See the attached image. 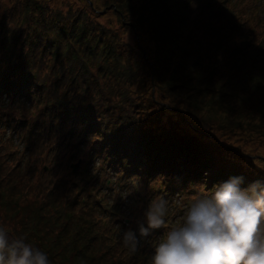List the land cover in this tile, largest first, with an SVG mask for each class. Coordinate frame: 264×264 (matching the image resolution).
Returning <instances> with one entry per match:
<instances>
[{"label": "trees", "instance_id": "obj_1", "mask_svg": "<svg viewBox=\"0 0 264 264\" xmlns=\"http://www.w3.org/2000/svg\"><path fill=\"white\" fill-rule=\"evenodd\" d=\"M11 1V6L2 4L4 13L17 11L24 19L20 25L29 30L18 33L0 21V135L9 142L20 131L18 143L27 139L29 148L43 151L49 168L42 171L54 172L51 186L57 197H71L66 219L51 234L42 229L43 215L27 216L26 207L15 210L12 202L13 230L5 229L9 239L10 233L25 238L47 254L49 264H127L105 243L116 237L126 258L145 256L131 253L122 231L110 224L111 218L113 225H125L122 193L143 184L156 186L163 199L170 193L190 194L178 205L187 213L197 197L230 176L243 175L245 186L264 180V168L247 155L253 151H242L246 129L238 125H249L239 121L238 105L249 101L243 109L252 112L261 102L250 99H264V48L251 39L236 41L234 22L227 17L230 8L213 5L215 0L145 5L83 0L82 6L41 13L36 0H18V10L17 0ZM245 1L253 13L256 2ZM102 5L108 7L105 14L109 9L116 14V25L98 19ZM187 21L199 25L197 40L195 32L183 30ZM123 29L132 33L131 40L123 37ZM214 78L224 79L222 92L209 91ZM25 102L40 108V123L29 125V117L13 114V106ZM30 131L41 142L31 139ZM257 143L264 148L262 141ZM78 158L80 166L72 172L70 164ZM19 167L11 171L19 173ZM5 182L10 185L4 189L20 183ZM108 190L116 193L110 202L117 204L114 210L103 197ZM171 228L166 219L164 228L146 237L153 250L156 238L162 242Z\"/></svg>", "mask_w": 264, "mask_h": 264}, {"label": "rangeland", "instance_id": "obj_2", "mask_svg": "<svg viewBox=\"0 0 264 264\" xmlns=\"http://www.w3.org/2000/svg\"><path fill=\"white\" fill-rule=\"evenodd\" d=\"M42 7L41 13L45 11L47 13L50 11L49 9H52L53 13L55 11H63L67 5L72 4L73 6H82L84 4L83 0H36ZM89 4L95 2H101L102 0H87ZM132 3H135L137 5H145L149 3H154V0H130ZM159 2H163V0H156ZM231 3H229L227 0H215L212 2L213 5L216 4H222L226 8H230V11L227 9V17L228 21L234 22V28H233V35L238 41V43H241L245 41L246 39H251L255 46L264 48V0H251L252 2H256V9L253 13H251L250 10L246 8V1L245 0H230ZM18 0L17 3V9L18 10ZM36 2V4H37ZM42 2V3H41ZM7 3V6H11L13 2L11 0H0V15L2 14V24L3 26L5 24H10L11 27H14L18 33L27 32L29 29H24L25 25H20L22 21H24L23 17L17 14L16 12H13L12 14L4 13L5 9L3 8L2 4ZM101 5V4H100ZM170 5V4H167ZM157 6V4H156ZM103 9L100 10V17L98 19L104 20L106 23L109 19L112 21L110 22V25H116L118 23L115 13L109 9L107 13L105 14V9H108V7H105V5H102ZM177 12V15H182V11H175ZM219 13H222L220 10ZM51 13V12H48ZM115 15H113V14ZM256 14V15H253ZM180 17V16H179ZM47 18V16L45 17ZM22 20V21H21ZM21 21V23L19 22ZM26 24H28L29 28V21H25ZM232 23V22H231ZM233 24V23H232ZM184 31H193L196 33V40L199 38L201 31L199 28V25H194L193 23L187 21L186 23L182 24ZM115 27V26H114ZM113 28V27H111ZM122 35L124 34L128 39H132V33L127 30L123 29ZM120 34V33H119ZM118 35L119 40L121 42H124L121 35ZM123 35V37H124ZM202 35V34H201ZM22 37V36H21ZM127 43V42H125ZM207 44V42H206ZM27 46V44H26ZM260 48V47H259ZM207 53L210 55L211 59L213 60V54L211 49L206 50ZM264 52V49H262ZM39 52V51H37ZM51 58H49L50 60ZM47 60V57H46ZM215 63V61L213 60ZM251 72V70H250ZM153 78V74H152ZM224 79L221 78H214L210 85L209 91L214 92H222V87L224 86L223 83ZM230 91V89H228ZM206 92V91H205ZM239 97V96H238ZM240 98V97H239ZM250 102L258 101L261 102L257 106V110L248 112L244 110L243 108H248L247 102L241 103L238 106L242 107V111L240 113L241 118H239L241 122L248 123L249 125H242L238 124L241 128L246 129V132L243 136V141L246 145L245 148L242 149V151L247 150L248 148L251 149L253 152L247 153L251 158L255 159V162L260 167L264 168V148L260 146L257 142L260 140L262 141V144L264 145V99L261 97H257L254 99H250ZM241 102L244 100L240 99ZM39 107L34 106L33 102H25V103H16L13 106V114L16 116H22V117H29V125L31 124H38L42 120V115L39 114ZM235 125V124H234ZM237 125V124H236ZM29 130V126H28ZM248 130V131H247ZM9 131V130H8ZM30 138L35 140V142H41L40 136L36 135L35 132L30 131ZM21 138V133H19L15 136L14 141H6L4 139V135H0V225L3 226V229L6 230H13V228L10 227V218L13 216V212L9 209V205L12 206V202L16 204L15 210L21 209L22 207H26L25 210H28L27 216L38 214L43 215L41 216L42 222L45 221L44 224H42V229L46 230L47 232L56 233L59 224L63 223V221L67 217V204L69 201V197H71V194L66 196L67 199L59 200V198L63 197H57V191H55L51 184H52V176L54 175V172H45L48 170L49 165L48 163L44 162L47 161L45 158H43V151L35 152L33 149L29 148L27 146V139L24 142L18 143L19 139ZM45 143V141H43ZM47 147V145H45ZM20 163V171L18 173H15L13 170L11 171V167L14 168L17 164ZM80 166V165H79ZM42 167L45 171H42ZM5 180L8 181H19L20 183L13 189H4L2 187L6 185H10L5 182ZM28 184V185H27ZM26 185V186H25ZM34 185V186H33ZM33 186V187H32ZM156 187V186H155ZM152 187H145V185H138L136 187V190L133 191L131 194L122 193L120 197L124 200V203L121 205V215H125V225H123L121 222H117L116 225L112 224V219L110 218V224L114 228H117L119 231H126L128 228H132L134 230L137 229V223L144 221V212L149 207L151 203H154L158 199L161 198L163 195V192L156 190ZM196 187V186H195ZM66 189V188H65ZM102 190H105L103 186H101ZM107 191V189H106ZM109 192L105 193L108 199V206H110V209L114 210L117 207V204L110 205V202L115 200L116 193L114 191L108 190ZM194 191H196L194 189ZM204 191H207L204 189ZM172 196H171V195ZM165 195L164 199L168 202L167 203V211L166 215L168 219V222L172 224V227L178 226L181 221H183L184 217L186 216V213L183 209H179L178 205H182V201L185 198L191 197L190 194L181 196V194L176 195L175 193H170ZM60 196H63V193L60 194ZM168 196H171V198H168ZM118 197V198H120ZM89 201L92 202L93 205L97 206L93 203L92 199L89 198ZM8 205V207H7ZM26 205V206H25ZM20 211V210H19ZM81 211V207L80 210ZM84 213V212H83ZM62 214V215H61ZM85 215V214H84ZM129 215V216H128ZM114 216H120L118 213ZM165 219V220H166ZM94 220V219H93ZM17 221V219H15ZM177 221L179 222L177 224ZM115 224V222H114ZM109 225V224H108ZM113 231L114 229L111 228ZM110 232V228L108 230ZM12 238H15L18 235L13 236L10 233ZM158 237L156 238V242H154V247L158 244ZM105 243L110 245L109 247L114 252H119L120 257L122 259H127V264H149L151 261L149 257H152V254L154 250L151 248L153 245L150 241H148L147 238L141 237L140 238V248L139 252L145 256L142 255H136L134 257H128L124 256L123 252H120V249L118 247V243L116 241V237L114 238H108L105 240ZM125 252V250H123ZM128 253V252H125Z\"/></svg>", "mask_w": 264, "mask_h": 264}, {"label": "clouds", "instance_id": "obj_3", "mask_svg": "<svg viewBox=\"0 0 264 264\" xmlns=\"http://www.w3.org/2000/svg\"><path fill=\"white\" fill-rule=\"evenodd\" d=\"M167 203L163 198L151 203L137 229L123 232L131 253L139 251L141 237L166 226ZM0 264H49V259L0 228ZM151 264H264V180L245 186L243 175L230 176L197 197L183 221L155 246Z\"/></svg>", "mask_w": 264, "mask_h": 264}, {"label": "water", "instance_id": "obj_4", "mask_svg": "<svg viewBox=\"0 0 264 264\" xmlns=\"http://www.w3.org/2000/svg\"><path fill=\"white\" fill-rule=\"evenodd\" d=\"M79 162H80V160H78V161L75 162V163H72L73 171H75V170L78 168V166H79Z\"/></svg>", "mask_w": 264, "mask_h": 264}]
</instances>
